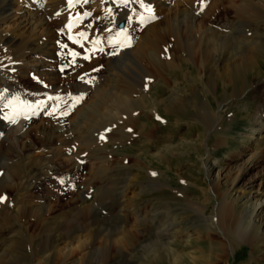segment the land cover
Instances as JSON below:
<instances>
[{"label":"bare ground","instance_id":"1","mask_svg":"<svg viewBox=\"0 0 264 264\" xmlns=\"http://www.w3.org/2000/svg\"><path fill=\"white\" fill-rule=\"evenodd\" d=\"M154 1H158V5L163 4L159 0ZM178 1L180 2V0ZM178 1H175L172 7L162 11L163 17L161 20L146 26L144 30L141 31L137 42L131 49L125 50L119 53L118 56L109 58L106 61L108 65L107 73L105 75L103 74L104 76L98 79L95 85L90 86L86 82L85 85L81 84L79 88H77L79 91L90 90L91 98L86 102H82V104L75 109L67 125L61 122H49L45 119H41L31 123L22 133H19V128H10L6 132L5 137L0 142V156L1 154L6 155L14 167V170H9L10 172H6L3 175L6 176L10 182H13V184L7 185V189L13 192L22 188V186L28 182V177L31 176L30 174L32 173L33 165H35L36 161H44V158H41L42 156L33 155L35 154L34 151L38 149V146H49L52 149L51 151H53L54 158L63 155L64 161L75 168L79 162L80 156L78 155V150H74L76 148L81 149L79 146L88 147L97 143H103V141L107 143L108 141L116 142L128 140L135 136L140 123L141 127L144 125L142 128L145 134L148 135V137H153L155 130H159V127L156 123L154 126H148V122L147 125L142 123L140 118L144 115L145 111L149 110V113H153L155 117L157 116V118L162 119L158 110L160 102L162 103L164 112L166 110L168 111V109L170 111V108L175 105L185 107L187 102L193 96H196L195 94L197 91L201 90L203 82L206 79H208L207 83H209L211 77H214V81L216 80L215 82L223 80L232 84L242 73H244L246 79H248V75L250 74L254 75L255 78L258 76L261 78L264 77V68H262L261 59H259V55L264 53V35L252 24L259 16L263 15L264 17V0H207L206 3H208V5L200 16H195L193 14L194 8H192V1L195 0L188 1L187 3L189 4L186 6L178 4ZM50 2H53V0H49L48 3L50 4ZM89 3L91 5V0ZM219 8L223 11L226 9L233 11L235 17L230 20L224 18L217 23L215 16L218 17L217 13L219 12ZM50 15L51 11L45 13L29 11L22 6L21 1L0 0V85L4 83L6 90H8V92H6L7 94L16 96L20 93L21 91L15 88L16 83L15 86L10 83L11 79H14L16 76L26 77L32 70L36 72V76L44 78V85L47 89L43 91L48 92L49 95H53L55 94L54 91L64 88V86L59 83L60 79L55 77L53 73L47 72L45 68V66L49 65L46 62L47 57H49V54H52L57 46L56 42L59 43L61 41L55 36L52 29V21H48ZM54 22L56 25L57 22ZM248 27H251V29ZM50 58H52V56H50ZM117 63L120 65V70L117 68ZM90 66L97 68V63L90 64ZM129 71L142 74L143 76L141 77L144 78L143 82H133L131 77L126 73ZM44 74H46L47 78ZM260 77H258L259 80L261 79ZM156 82H160L159 84L163 88H167L170 92L169 94L171 96L167 98V101L164 100V97L161 99H153V101L151 100L152 96L149 93ZM210 83L212 84L213 82L211 81ZM151 101L152 103L150 106L148 102ZM257 115L256 124L250 129L251 132L249 134H244L254 140L259 139V134L264 130V103L258 108ZM108 123H110V126L107 125ZM105 126H107V129L110 127H112L111 129H117L118 134L116 137H114L115 135L113 134L112 137L104 136V134H107L109 131L103 129L104 134H98L96 135L97 138H95L93 132L98 129L102 130ZM146 126L147 128H145ZM129 129H131V131H129ZM112 132L111 130L109 134ZM101 135H103V139H101ZM223 141L224 144L227 143L225 137ZM5 143L7 146L4 148ZM62 146L70 148L69 151L62 153ZM74 147L75 149L73 150ZM83 151H85V149ZM242 155H246V158L242 161L239 174L236 176L235 180L238 179L241 173L254 167L261 158L259 152L255 149L252 150V152ZM47 158L48 157H46L45 160L49 170L46 166L40 170H46L45 174L49 175L50 172L52 173V171L55 170V165L50 166L51 161H47ZM208 158L210 159L211 156ZM21 161L24 162L26 166L23 170V176H27V178L23 181L20 180V182L16 184L14 178L17 173V166H20ZM215 164V162L211 163V161L210 163L205 162V166L208 170L212 169ZM42 165L44 166L43 163ZM79 168L80 166L78 169ZM73 171L75 170H72V172ZM151 173H153V171H148V174ZM221 179L222 175L220 170H216L214 175L209 176L212 185L207 196L209 198L211 195H214L213 197L217 199L215 223L216 226H221L220 231L224 234V240L218 241L211 237L208 239L211 243L218 245L219 248L228 247L229 251L232 252L233 246L230 243V238H234V240L247 239L252 242L261 236L259 226L263 222V217L259 216V211L264 207V192L257 191L250 195V198L254 199L251 203V206H253L251 214H255V216L259 217L257 222L250 220L245 223L243 218L244 215L238 213L239 211H237L236 206L240 194L242 195L244 190H235L234 194H232L230 190L233 191L234 184L232 183L230 188L222 189ZM259 185L258 183V186ZM255 186L256 184H249L250 189ZM1 189H4L3 185H0V190ZM128 189V182L127 184L124 183L122 191L118 192L119 195H116L115 199L110 202L111 208L114 205L118 206V213H122L125 208L124 204H122V197H125L124 193ZM215 189L218 191L220 190L221 194L219 193L220 195H218ZM105 193L106 192H104V194ZM176 196L179 199L181 198L186 206L192 207L191 199L187 198L185 194L177 193ZM15 199V197H10L8 199L9 205H5V208L10 212L9 215L12 219V223L15 224L16 230H18L15 234L19 233L24 236L26 235V237H30L29 233L26 231V226L29 222L27 217L29 215L34 217L35 215L37 216L35 218L39 219L38 223H41L43 232L49 230L53 231L54 229L58 230V233L54 232L52 235L53 240L47 246V249L54 253V255L63 258V252L66 253V256H70L75 252V249H78L79 259L87 261L90 258L93 253V251L91 252V247L93 245L92 250L95 249L94 241L97 235H99L96 231L87 230L88 225L91 224L87 225L85 222L82 225L80 224L82 223L80 220L79 222H75V215V217L69 216L59 221L60 216L54 214V208L51 203L25 202L18 205L17 199ZM97 201L98 200H96V202ZM12 202H14V204L11 206L10 204ZM203 203L205 202L201 204L198 203L196 210L201 211L205 207ZM91 206V202L82 204L84 216L88 215ZM107 209L109 208L107 207ZM49 212L51 216L47 214ZM123 215L124 214H122V217ZM84 216L80 218L85 221ZM119 217L122 218L121 216ZM117 220L119 221L118 217ZM136 220L139 221L137 218ZM125 221L126 220H124V222ZM6 222L9 223L8 220ZM61 222L63 224H61ZM53 224H56L55 228L51 227ZM206 226L208 232L209 230L214 231L210 224ZM132 228L124 226L120 228L119 233L117 232L118 235L116 238H111V243H114L113 241L118 238L115 242L120 245L119 250H122L125 256L130 258L137 247V235L134 231L136 228L134 227L133 230ZM174 228L170 226L171 232H169L167 240H174V238L179 237L178 235L181 234V232L176 231V228ZM186 234L185 232L183 233V235L187 237L184 241L185 244L190 242ZM17 237L18 236L15 238L17 239ZM197 237H200V235ZM16 239L12 240V245L7 247V251L11 253L10 258L12 262L18 260V262L26 264L25 253L19 250L18 247H14L19 243ZM103 240L109 242L107 238ZM107 242H105L102 247H99V254L104 256L108 254L110 242ZM156 242L158 243V241ZM60 243H62V245L64 244L61 248L58 247ZM157 243H155L154 246L145 244V251L151 256V261L163 258L166 264H180L187 255L195 262L202 258V251L199 250L200 248L197 249L199 250L198 253L190 252L185 254L173 248L171 245L172 241L162 242L159 243V245H157ZM44 258L45 257H43V259ZM43 259H40L39 264H43ZM206 263L211 264L212 262L209 259ZM53 264L55 263L53 262Z\"/></svg>","mask_w":264,"mask_h":264},{"label":"rangeland","instance_id":"2","mask_svg":"<svg viewBox=\"0 0 264 264\" xmlns=\"http://www.w3.org/2000/svg\"><path fill=\"white\" fill-rule=\"evenodd\" d=\"M183 1H178V4L186 6V3ZM188 1L190 2V0ZM159 7V9L164 8L163 4H160ZM218 11V17L215 16L217 23L224 18L230 20L235 17V13L229 9L224 10V12L219 8ZM254 22L252 23L253 26L257 27L264 35L263 15L259 16ZM54 23L52 21L53 26H55ZM248 28L251 29V27ZM259 59H261L262 68H264V53L259 55ZM107 60L104 61V65H106L104 75L107 73ZM99 62L98 60L96 61L97 66ZM118 63L117 68L120 66ZM93 68L95 67H91L89 64L82 71ZM126 73L131 77L133 82L142 83L144 80L141 77L143 75L137 74V72L132 73L129 71ZM104 75H101L98 79ZM258 77L255 78L254 75L250 74L248 75V79H246L244 73H242L232 84L223 80L215 82L214 77H211L209 83H207L208 79L205 78L206 80H204L201 90L197 91L196 96H193L187 102L186 108L175 105L170 108L171 112L169 109L164 112L162 103L160 102L158 110L162 119L157 118V116L155 117L153 113H149V110L145 111L144 115L140 118L142 123L147 125L148 122V126H154L156 123L159 127V130H155L153 137H148L145 134L142 128L144 125L141 127L140 123L138 125L139 129H137L135 136L131 137L132 139L116 141L117 143L112 141L106 143L103 141V143H97L88 147L79 146L81 149L76 148L74 150H78L77 152L80 156L75 168L64 161L63 155L54 158L53 151H51L52 149L49 146H38L33 155L42 156L41 158H44V161L40 162L37 160L35 165H33L31 176L28 177L27 185L24 184L22 188L13 192L7 189V185H11L13 182H10L3 175L6 172L14 170V167L9 158L1 154L3 156H0V185H3L4 189L0 190V196L6 197V199L0 201V264H22L18 260L12 262L10 258L11 253L7 251V247L12 245V240L16 239V236H18L16 241L19 243L14 247H18L19 250L25 253L26 264H39L40 259H43V257H45L42 260L43 264H53V262L55 264H166L163 258L151 261V256L145 251V244L154 246L157 243L156 241H158L157 245L162 242L172 241V247L185 254L190 252L198 253L199 250L202 251V258L198 259L197 262L192 261L193 259L191 260L190 256L187 255L180 264H207L206 262L209 259L212 262L211 264H264V207L259 211V216L263 217V222L259 226L261 236L258 239L251 242L247 239L234 240V238H230V243L233 246L232 252L229 251L228 247L219 248L218 245L211 243L208 239L211 237L218 241L224 240V234L220 231L221 226H216L215 223L217 199L213 197L214 195H211L209 198L207 196L212 185L209 176L214 175L216 170H220L222 175L220 181L222 189L230 188L233 183V191L230 190L232 194H234L235 190H244V193L240 194L236 205L238 213L244 215V222L247 223L250 220L257 222L259 217L251 214L253 209L251 203L254 199H251L250 195L257 191L264 192V130L259 134V139L257 140L244 135L249 134L251 132L250 129L255 126L258 118L257 110L264 103V77H260V80ZM24 79L28 82L30 81L28 76ZM24 79L23 81L19 79L18 85L23 82L21 87L26 96L33 99L37 98L35 92L31 93V84L25 82ZM62 80L60 79L59 81L60 85L66 86L69 84L74 90L76 89L75 91H79L77 88L81 84L74 81L73 77ZM211 81L213 82L212 84L210 83ZM159 83L156 82L155 86L150 90L151 100L164 97V100L167 101V98L171 96L170 92ZM87 92L90 96L88 95L84 102L91 98V91L88 90ZM152 101L148 102V105L151 106ZM67 123L62 124L67 125ZM109 124L107 125L110 126ZM111 128H109L110 131H113L111 134H109L110 131L107 134L103 133V129H107V126H105L102 130L98 129L93 132V135L95 138H97L96 135L98 134H104L106 137L115 135L114 137H116L118 130ZM224 137L227 140L226 144L223 141ZM6 146L7 144L5 143L4 148ZM43 148L46 151H39ZM69 149L62 146L61 152H68ZM84 149L85 151H83ZM254 149L259 152L261 156L260 161L254 167L241 173L238 179L235 180L239 174L241 163L247 155L242 154L252 152ZM81 153H87L83 157L84 159L81 158ZM209 155L211 156L210 159L208 158L210 157ZM46 157H48L47 161H51L50 166L55 165L54 167L58 169L52 171V173L49 171V175L45 174L46 170H40L45 166L49 170V167L46 165ZM210 161L216 164L212 169L208 170L205 162L210 163ZM80 162L82 165H80ZM79 166L80 168L78 169ZM25 167L22 161L20 162V166H17V173L14 178L16 184L20 180L23 181L27 178V176H23ZM72 170L77 171L75 176H73V172L75 171L72 172ZM58 171H65L66 174L71 172L70 176H62L60 178L72 181L76 185V188L78 187V190L73 193L70 190H66L61 194H56V188H49L54 180H59V178L53 180L45 179H49L51 175L56 174ZM148 171H153L155 175L152 176L153 173L148 174ZM43 174L47 177L42 176ZM62 174L64 175V173ZM43 177L45 181L40 180ZM127 182L129 189L125 191V197H122L123 200L120 199L125 206L124 210L128 211L123 210L122 213H118V206L114 205L111 208L110 202L115 199L116 195H119L118 192L122 191L124 183L127 184ZM258 183L260 184L259 186ZM249 184H256V186L250 189ZM215 190L218 195L221 194L220 190ZM104 192L106 193L104 194ZM177 193H183L187 198L191 199L192 207L186 206L183 200L176 196ZM88 194L89 197L87 198ZM10 197H15L18 205L25 202L51 203L54 208V214L60 216L59 221L69 216H76L75 222H79L80 220L82 222L80 224L82 225L85 222L87 225L91 224L88 225L87 230L90 229L99 234L94 241L95 249L92 250L93 245L91 247V252L93 251L94 254L92 253L87 261L79 259L78 249H75V252L70 256H66V253L63 252V258L54 255V253L47 249V246L53 240L52 235L54 232L58 233L57 229L53 230L56 224L51 225L53 231L43 232L41 223H38L39 219L35 218L37 217L35 215L34 217L30 215L27 217L30 223L28 222L26 231L30 237L19 233L15 234L18 230H16L15 224L11 221L9 210L5 208L6 204L9 205L8 199ZM37 198L38 201H36ZM96 200L98 201L96 202ZM83 201L91 202L92 205L88 215L85 216L82 204L86 202ZM202 202H205L203 203L205 207L201 212L196 209L198 203L201 204ZM13 204L14 202L10 205L12 206ZM47 214L51 216L50 212ZM122 214H124L123 217ZM83 216L85 217V221L81 219ZM6 219L10 224L6 222ZM124 220L126 221L124 222ZM61 224L63 223L61 222ZM208 224L212 226L214 231H207L206 225ZM124 226L136 228L134 231L137 235V247L135 252L131 254V258L125 256L124 252L119 250L120 245L115 242L118 238L113 241L114 243H111V238H116L117 232L119 233L120 228ZM170 226L175 227L176 231L181 232L178 235L179 237L174 238V240H167L169 232H171ZM184 232L187 233L186 235L190 239V242L187 244L184 242L187 238L183 235ZM198 235L200 237H197ZM104 238H107L110 242L108 254L105 256L99 254V247H102L107 242L103 240ZM62 246L64 244L60 243L58 247L61 248Z\"/></svg>","mask_w":264,"mask_h":264},{"label":"snow or ice","instance_id":"3","mask_svg":"<svg viewBox=\"0 0 264 264\" xmlns=\"http://www.w3.org/2000/svg\"><path fill=\"white\" fill-rule=\"evenodd\" d=\"M68 5L70 7L75 6L76 4H88L90 2V0H67ZM113 2H115V0H113ZM132 2V0H119V3L124 5L125 7H127L130 3ZM136 3H139L142 7H145L147 11L151 12L152 11V7L150 4L146 5L145 4V0H135ZM201 4L203 5L204 0H200ZM201 10H203V8H201ZM112 9L109 8L108 12L111 13ZM59 14V13H58ZM91 16V12H84L82 14H78L77 19L78 20H82L83 17H88ZM141 20L144 19L143 16L140 17ZM151 18H155L154 16H152ZM129 20H131V17L128 18ZM67 28L71 29L73 27L71 21L68 25H66ZM89 27H91V25H89ZM123 31V30H122ZM79 37H82L84 40L88 39V36L85 32H80L78 34ZM69 39H72V36H69ZM78 43H80L81 41L79 39H77ZM64 47H67V45H64ZM73 57L79 55V53H72ZM85 59H88L89 57L85 56ZM94 71H96V69H94ZM87 75V74H85ZM81 79H83V77H81ZM0 99H3L2 94H0ZM49 99H54V97H49ZM77 99H79V97H77ZM11 103V102H9ZM7 106V105H6ZM64 115H67V112L63 113ZM106 131H110V129H107ZM129 131H131V129H129ZM101 138L103 139V135H101ZM153 175H155V173H153ZM61 183H63V180H61ZM4 199H6V197H2L0 196V201H3Z\"/></svg>","mask_w":264,"mask_h":264}]
</instances>
